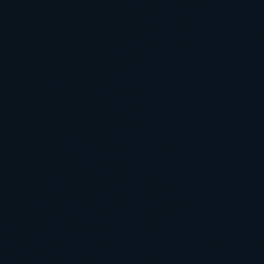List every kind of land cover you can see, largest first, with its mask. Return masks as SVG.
Masks as SVG:
<instances>
[{
  "label": "water",
  "instance_id": "1",
  "mask_svg": "<svg viewBox=\"0 0 264 264\" xmlns=\"http://www.w3.org/2000/svg\"><path fill=\"white\" fill-rule=\"evenodd\" d=\"M0 264H264V0H0Z\"/></svg>",
  "mask_w": 264,
  "mask_h": 264
}]
</instances>
